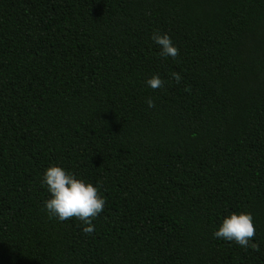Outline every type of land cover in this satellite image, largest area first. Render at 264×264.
<instances>
[{
	"label": "trees",
	"instance_id": "1",
	"mask_svg": "<svg viewBox=\"0 0 264 264\" xmlns=\"http://www.w3.org/2000/svg\"><path fill=\"white\" fill-rule=\"evenodd\" d=\"M54 164L100 182L90 234ZM241 211L259 250L213 238ZM0 264H264V0H0Z\"/></svg>",
	"mask_w": 264,
	"mask_h": 264
},
{
	"label": "clouds",
	"instance_id": "2",
	"mask_svg": "<svg viewBox=\"0 0 264 264\" xmlns=\"http://www.w3.org/2000/svg\"><path fill=\"white\" fill-rule=\"evenodd\" d=\"M153 43L159 48L161 57L175 58L178 48L166 32L154 31L151 37ZM171 79L177 84L182 77L180 73H171ZM147 87L156 89L163 86L158 74H153L145 81ZM148 107H154V101L149 98ZM42 186H46L49 197L44 201V210L51 218L65 221L75 217L85 225L83 232L90 234L93 231L92 219L101 213L105 200L101 194V184H95L78 178L73 172L60 165H50L41 176ZM255 226L250 212H233L227 215L213 232V238L235 242L242 249L259 250V243L253 242Z\"/></svg>",
	"mask_w": 264,
	"mask_h": 264
}]
</instances>
